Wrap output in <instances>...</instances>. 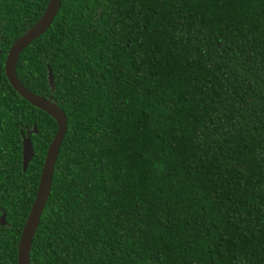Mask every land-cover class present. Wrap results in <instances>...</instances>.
<instances>
[{
  "label": "trees",
  "instance_id": "trees-1",
  "mask_svg": "<svg viewBox=\"0 0 264 264\" xmlns=\"http://www.w3.org/2000/svg\"><path fill=\"white\" fill-rule=\"evenodd\" d=\"M1 1L18 34L47 3ZM16 73L66 120L29 264H264V0H60ZM32 110L25 170L0 146V264L56 130Z\"/></svg>",
  "mask_w": 264,
  "mask_h": 264
},
{
  "label": "water",
  "instance_id": "water-1",
  "mask_svg": "<svg viewBox=\"0 0 264 264\" xmlns=\"http://www.w3.org/2000/svg\"><path fill=\"white\" fill-rule=\"evenodd\" d=\"M60 0H47L46 6L37 19V21L27 29L20 37H18L11 45L5 66V75L11 88L25 101L36 109L41 110L48 115L56 125V130L52 136L47 149L45 151L44 159L39 173V178L34 193L33 201L27 213L25 221L22 225L19 239L16 248V264H29V250L31 242L37 228L40 214L49 194L51 177L54 163L58 153L59 146L66 130V120L64 113L60 108L51 101L48 97L44 99L26 90L15 78L14 65L19 53L34 39L42 35L50 26ZM49 89H53L52 78L50 72L47 74ZM32 157V148L28 140L23 142L22 149V171L25 170L27 162ZM5 224V214H0V226Z\"/></svg>",
  "mask_w": 264,
  "mask_h": 264
},
{
  "label": "flooded vegetation",
  "instance_id": "flooded-vegetation-1",
  "mask_svg": "<svg viewBox=\"0 0 264 264\" xmlns=\"http://www.w3.org/2000/svg\"><path fill=\"white\" fill-rule=\"evenodd\" d=\"M18 19H20V17L8 14L6 4L0 0V146L3 144L6 145L7 149L10 151L9 152L10 154L8 156L11 159V164L14 166L21 167L22 170L23 142L26 140L30 142L32 148V156H33V137L34 135L37 134V129L33 121L34 113L32 108L34 107L31 106L27 101L22 99L11 88L5 75V66L7 62V55L9 49L11 45L14 43V41L27 30L26 29L22 31L19 34L15 31V28L20 26V24L15 25V21ZM18 57L15 60V65H14L15 78L26 90L33 93V91L31 90V85H32V80H30L31 78H28V80H20L19 77L17 76L16 65H17ZM47 74H48V68H46V74H45L46 83L48 85ZM40 91H41L40 95L36 93L33 94H36L37 96L42 97L44 99H47L49 97L48 95H46L45 97L43 96L45 95V88L43 84H41ZM51 101L53 100L51 99ZM42 113L46 115L44 112ZM40 133H41L40 139L42 141L43 140L46 141L48 128L46 126L45 117H42V126L40 127ZM48 144L49 142L46 145V149ZM31 159L32 157L30 158V160ZM30 160L27 162V165L30 162ZM1 212L2 211L0 210V214Z\"/></svg>",
  "mask_w": 264,
  "mask_h": 264
}]
</instances>
